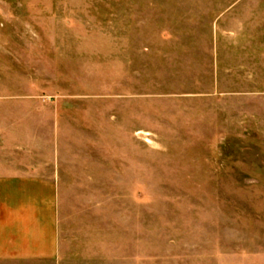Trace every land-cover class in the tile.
I'll list each match as a JSON object with an SVG mask.
<instances>
[{"label":"rangeland","instance_id":"1","mask_svg":"<svg viewBox=\"0 0 264 264\" xmlns=\"http://www.w3.org/2000/svg\"><path fill=\"white\" fill-rule=\"evenodd\" d=\"M22 136L68 264H264V0H0Z\"/></svg>","mask_w":264,"mask_h":264},{"label":"crops","instance_id":"2","mask_svg":"<svg viewBox=\"0 0 264 264\" xmlns=\"http://www.w3.org/2000/svg\"><path fill=\"white\" fill-rule=\"evenodd\" d=\"M37 139L7 137L0 149V264H68L59 185Z\"/></svg>","mask_w":264,"mask_h":264}]
</instances>
